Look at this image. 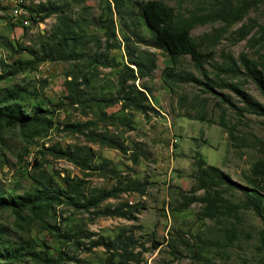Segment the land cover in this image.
Here are the masks:
<instances>
[{
    "label": "rangeland",
    "instance_id": "374dc122",
    "mask_svg": "<svg viewBox=\"0 0 264 264\" xmlns=\"http://www.w3.org/2000/svg\"><path fill=\"white\" fill-rule=\"evenodd\" d=\"M12 1L0 0V75L14 59H29L23 48L36 49L40 36L49 34L58 23L54 14L39 21L36 13L39 4H62L64 14L83 30V39L87 42L82 58L43 61L35 70L0 78V93L16 85L26 88L20 101L11 102L13 106L28 113L35 104H40L49 111L46 118L50 120L45 132L35 135L0 122V194L31 191L34 178L41 176L50 177L53 187L63 186L65 176L82 179L85 197L93 189H109L133 181L142 183L143 191L140 194L127 190L102 200L97 206L103 210L119 204L136 205L139 209L132 219L94 215L92 208L85 211L65 202L51 205L41 213L47 224L73 232L72 241L54 237L51 228L41 227L39 220L15 223L10 210L0 208L2 238H29L36 250L50 255L60 251L63 264H104L111 253L89 243L98 236L112 239L118 233L131 236L135 242L130 250L137 261L127 264H264V253L255 248L257 231L262 224L252 210L237 209V218L225 214L205 217L203 204L198 201L202 191L191 190L194 154L222 170L238 185L250 186L247 176L251 164L260 157L257 142L264 140V116L234 110L220 99L219 93L226 94L234 106L241 107L243 103L237 92L218 85L207 89L203 83L233 81L229 76L218 74L215 68L222 64L225 55L237 64L241 54L252 60L263 59L257 30L258 25L264 26V3L230 25L220 21L194 25L189 36L202 55L201 67H197L187 55L178 57L173 64L163 51L150 45V34L138 8L146 0H123L125 5L118 13L113 0H20L21 18L26 19V24L12 17ZM160 1L171 7L175 15L185 17L193 9L203 12L210 0ZM110 16L113 37L109 42L114 47L108 56L113 64L88 67L87 58L94 51L101 52L104 46L98 18L106 20ZM247 24L252 26L240 38L236 30ZM126 49L132 56L149 52L155 57L151 76L134 81L136 87L143 86L146 90L145 115L122 109L118 102L99 108L93 99L114 95L117 75L127 60ZM129 66L134 68L132 64ZM165 67L173 72H190L197 80L177 82L169 89L161 78ZM68 74H85L88 78L79 86L80 103L71 104L65 98L62 80ZM235 80L264 109V95L256 85L243 75ZM122 119L128 120L130 126H122L119 123ZM221 120L225 127L220 125ZM84 123L86 129L82 132L67 126ZM88 131L112 136L124 149L94 142ZM76 146L91 150L89 168L79 169L54 152L55 148L73 150ZM135 146L141 151L137 162L130 159ZM221 195L234 203L243 199V194L236 189L224 188ZM230 229H234L235 235L228 240ZM112 260H117L114 253ZM18 264L33 262L24 259Z\"/></svg>",
    "mask_w": 264,
    "mask_h": 264
},
{
    "label": "trees",
    "instance_id": "16d2710c",
    "mask_svg": "<svg viewBox=\"0 0 264 264\" xmlns=\"http://www.w3.org/2000/svg\"><path fill=\"white\" fill-rule=\"evenodd\" d=\"M117 13L124 7L123 0H113ZM264 3V0H210L203 12L190 10L188 15L177 16L172 8L161 2L160 0H146L139 4V15L147 28L150 37V45L163 51L169 57L171 63H175L177 58L187 55L195 66L201 67V52L198 50L196 43L189 36L190 29L196 24L206 22L220 21L224 25H230L243 18V16L251 9L258 7ZM65 7L62 4L45 3L39 4L36 9L39 21L47 16L54 14L57 16L58 23L52 28L49 34L40 36L37 48H23L29 55V59H14L7 67L8 69L0 75V78L10 77L26 70H35L38 63L43 61H70L82 58L85 52L86 42L83 37V30H79L70 18L64 14ZM98 18L100 27L103 30L104 46L101 52L94 51L86 60V66L92 64L108 67L113 64V59L108 56V51L114 47L109 39L113 37V22L111 16L106 20ZM251 24L242 25L236 33L239 37L247 34L251 28ZM257 40L260 41L263 59L252 60L244 55H239L238 63H236L229 55H225L222 64L215 66L218 74L229 76V82L223 80H208L203 83L207 89H211L212 85L223 86L237 92L241 96V107L234 106L226 94L219 93L222 101L233 106L236 111H245L264 116V109L254 101L251 96L243 92L237 80L239 75L250 79L264 95V26L258 25ZM126 63L122 64L116 78V90L113 96L93 98L96 105L108 106L113 103H120V108L131 109L141 112L145 115L147 106L144 104L146 100L145 87L140 88L134 85L135 80L150 77L155 69V57L152 53L141 52L135 56L130 55L128 50ZM132 64L134 68H131ZM204 75V74H203ZM217 76V74H216ZM68 77V78H67ZM161 78L169 89L172 84L177 82H195L197 78L187 71H171L165 67L161 71ZM88 78L85 74L66 75L62 80V84L66 90L65 98L69 103H80L82 101L79 86L86 83ZM24 86H12L8 90L0 93V122L7 126H18L22 131L31 135L45 132L49 127V121L46 114L49 111L42 108L40 104H35L28 112H21L11 102L20 101L25 92ZM84 101V100H83ZM87 105V104H86ZM105 115L104 112H101ZM240 115V114H238ZM109 116H105L108 118ZM110 118V117H109ZM122 126L129 127L130 122L122 119L119 122ZM220 125L225 127V123L221 120ZM77 132L86 129L84 124H68ZM228 134L232 137V132ZM91 140L101 145L123 150L122 144L118 143L116 138L108 136L101 132L88 131ZM258 151L260 157L257 158L250 166V175L247 176L248 188L238 185L231 180L229 176L216 166L206 164L197 154L192 157V178L194 185L191 190H201L202 195L198 197V201L203 204L202 215L205 217H215L218 214L232 215L237 218L236 210L239 208L251 209L252 212L261 221V228L257 231L256 250L264 253V140L258 139ZM54 149V148H53ZM138 146L134 151L130 152V159L137 162L139 153ZM54 152L57 157L77 165L79 169L89 168L88 163L92 161L93 154L89 148L74 147L73 150L55 148ZM104 166H101V169ZM35 185L31 191H25L22 194H0V208H8L14 217L16 223H28L29 221L39 220L41 227L51 228L54 237H62L66 241L74 239V233L68 232L67 229L60 230L54 225H49L41 218V213L46 211L51 205H58L63 202L87 211L92 208L94 215L108 217H122L132 219L134 212L138 211L136 205L119 204L112 208L100 210L98 204L106 198H114L121 192L127 190L142 193L143 184L140 182H131L126 185H115L109 189H93L88 197L83 194V180L72 179L65 176L62 180L63 186L53 187L50 177L34 178ZM224 188L236 189L243 194L240 203L230 202L222 197L221 192ZM128 207V208H125ZM61 231V233H59ZM63 231V232H62ZM234 229L229 230L228 240L234 238ZM87 236V235H86ZM80 237H83L81 234ZM58 241H60L58 239ZM209 242L204 241L202 243ZM215 243V242H213ZM135 242L131 236L123 233L116 234L112 239L98 236L90 241V246H101L106 252L111 253L105 258L104 264H127L128 261H137L135 255L131 252ZM113 253L117 260L113 262ZM58 251L55 255L36 250L34 243L29 239L18 238L17 240H8L2 238L0 230V264H18L24 259H29L33 264H63V258Z\"/></svg>",
    "mask_w": 264,
    "mask_h": 264
},
{
    "label": "built area",
    "instance_id": "2783aa9c",
    "mask_svg": "<svg viewBox=\"0 0 264 264\" xmlns=\"http://www.w3.org/2000/svg\"><path fill=\"white\" fill-rule=\"evenodd\" d=\"M10 12L13 18H17L18 21H20L23 24H26V19H22L21 15L23 14L21 12V7H20V0H13L11 3L10 7Z\"/></svg>",
    "mask_w": 264,
    "mask_h": 264
},
{
    "label": "bare ground",
    "instance_id": "6f19581e",
    "mask_svg": "<svg viewBox=\"0 0 264 264\" xmlns=\"http://www.w3.org/2000/svg\"><path fill=\"white\" fill-rule=\"evenodd\" d=\"M20 3H21V1H20Z\"/></svg>",
    "mask_w": 264,
    "mask_h": 264
}]
</instances>
